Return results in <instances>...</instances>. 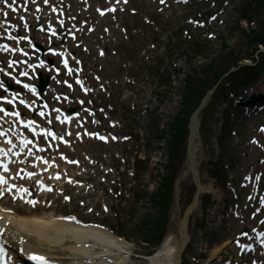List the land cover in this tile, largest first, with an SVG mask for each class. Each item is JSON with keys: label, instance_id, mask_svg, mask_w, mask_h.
I'll return each mask as SVG.
<instances>
[{"label": "rangeland", "instance_id": "1", "mask_svg": "<svg viewBox=\"0 0 264 264\" xmlns=\"http://www.w3.org/2000/svg\"><path fill=\"white\" fill-rule=\"evenodd\" d=\"M160 1L128 0L127 5L123 7L125 12L122 16L106 17L99 24L95 30L96 42L93 41L91 47L94 48L93 54L85 55L88 57L89 65L98 61L94 71L101 77L105 87L109 88L97 101L104 107L98 110H105L104 114L106 116L110 114L111 117L102 120V125L97 130L108 132L109 121L120 119L119 121H124L125 124L124 128L123 124L118 128L120 134L124 138L132 136L131 141L112 148L115 156L122 154L119 162H115L117 165L112 169L101 167L105 173L115 171L107 182V191L101 190L103 176L99 173V189L87 199V208L91 209L83 212L86 208L80 209L76 206L74 210L72 207L74 200L73 203H65L63 199L65 195L60 193L58 202L65 203L62 209H59L56 203L49 209L38 211L53 214L56 218L78 212L82 214L84 221L98 223L103 220V224L109 223L117 234L134 246L137 256L143 257L155 251L150 244L145 243L146 239L150 240L148 234L152 229L147 221L158 217L159 211L154 197L159 191L161 178L166 174L163 167L168 163L166 144L159 143L157 132L169 131V123L181 111L185 83L189 76H195L194 70L204 72L206 66L214 60L217 61L215 70L221 69L227 65L223 60L227 61L231 55L237 56L246 51L241 48L238 40L240 36L233 29L237 19L234 9L240 0H191L188 5L178 6L172 2L161 5ZM75 18L81 20L79 15ZM104 32L106 34H103ZM223 43L229 44L230 49L224 50ZM197 44L201 46L200 49H197ZM99 48L106 52V57L102 60L96 57ZM211 73L208 70L207 74ZM164 77L167 78L168 84H162L165 82ZM129 97L131 98L128 100ZM232 97L231 93L225 94L217 105H212L213 99L209 98L200 112V148L197 153V165L202 183L207 180L211 189L201 195V217H191L189 221L188 229L197 237L187 244L182 264H200L210 259L205 256L202 247V242L206 240V230L202 229L205 225L202 215L206 214L208 207L207 201L203 198L209 194L215 200L219 192L230 198L226 183H230L231 180L235 183L239 181L241 185L245 177L251 176L255 179L258 174L264 180V166L258 163L259 159L264 160L262 149L264 133L260 129V126L264 125V116L259 117L254 124L251 122L247 130L239 129L230 110H225L232 102ZM76 101H79V97ZM82 102L86 107H90L87 99L82 98ZM209 108L213 110L211 115L208 112ZM226 111L229 114L228 118ZM90 130L95 131L96 128L92 127ZM233 132L237 134L233 135ZM260 133L262 135L257 136ZM76 138L74 140H77ZM258 142L259 146L256 145ZM73 147L78 157H72L80 161L78 169L91 171L96 175L92 167L84 165L88 164L89 159L99 158L98 155L102 157L106 148L91 142H86L83 146L82 143L73 144ZM139 155L147 158L149 164L145 165V170L133 175V157ZM103 156L104 159H108L106 154ZM115 160L117 161V158ZM187 163L189 164L185 152L179 176L180 194L173 205L168 234L178 231L180 221L184 218L186 209L193 203L196 194L194 174L188 168L186 170ZM253 166L255 169L251 170ZM100 170H96L97 173ZM213 171L220 172V175L214 177L211 175ZM67 172L69 176L72 173L71 170ZM118 174V179H113ZM69 183L78 185L81 182L71 180ZM65 189V194H70L71 187L67 186ZM220 196L223 197L218 195V198ZM49 199H54V196ZM230 202L242 208L243 216L246 218L257 207L253 202L247 204L242 195L238 202ZM47 203L50 206L51 200ZM236 211L237 209L234 214ZM87 212L91 214L87 215ZM232 226L233 233L228 235L231 240L237 237L245 226L253 228L258 225L257 221L246 222L241 215V220L240 218L239 221L234 220ZM198 233L202 234L200 238ZM222 244L220 240L214 245V249L221 247ZM142 259L138 258L135 261L137 264H148ZM229 259L237 260L238 257L229 251L227 255H222L221 259L210 264H223ZM247 260L250 258L243 261Z\"/></svg>", "mask_w": 264, "mask_h": 264}, {"label": "bare ground", "instance_id": "2", "mask_svg": "<svg viewBox=\"0 0 264 264\" xmlns=\"http://www.w3.org/2000/svg\"><path fill=\"white\" fill-rule=\"evenodd\" d=\"M7 116L10 119L13 118L12 114H7ZM70 117L72 118L73 116L70 115ZM195 121V130L197 129L199 132L201 125L200 115H196ZM22 124L23 123H21V125ZM16 125L18 126V132L15 131ZM3 127L7 129L5 125H3ZM9 131L11 134H20L21 127L18 124L13 123L12 126L9 127ZM9 131L3 135L5 144L1 146L3 150L0 151V160H6V164L9 163L14 165L19 158L22 160L23 156H27V152L32 148L29 146L24 150L26 155L24 153L21 154V146L19 145V142L14 140L13 137H10ZM13 146L14 151H11ZM57 147L60 149L64 148V150L67 149L68 152H72V147L68 148V146L56 143V148ZM199 148L200 142H193L190 147V153L192 157L188 164L189 167H186V170L187 168L189 170L192 165L195 170L194 174L196 175L197 173L199 176V178L197 177L196 179V183L199 186V191L200 193H204L211 189V185L207 184V180H205L203 183L200 180L199 166L197 165V153ZM32 153L33 152L31 151L30 154ZM51 153L52 156L55 157V152L52 151ZM105 154L107 156L110 154V162H106L105 164H109L111 166L114 158L112 148H107L105 150ZM56 159L57 158L49 160L46 158V164L39 168V171L42 172L47 167L50 169V172L48 173H39L44 179L48 178L50 174H52L51 176L54 178L57 174L56 171H58V163ZM95 163L96 162L94 161V165H91L93 170L98 168V165H95ZM6 164L0 162V175L2 176L6 174V171L3 172L1 167L5 166ZM70 169L77 170L78 168L70 167ZM103 176L105 177L104 179L107 180L110 179L112 174L103 173ZM72 178H74V180H76L75 178H80L79 180L86 184L83 186H75L72 190L73 192H70L74 199V203L72 202V207L74 210L76 209V206H78L80 209L86 208L83 209L84 212L85 210H88V201L86 198L95 192L94 189L96 188V183L98 180L96 179V175L94 173L91 171L87 173V170H82L76 173L74 172L72 174ZM64 179L66 178L58 180L57 183L61 185ZM52 181L54 183L56 182L55 180ZM89 185L93 186L90 187ZM105 187L107 188V186ZM3 190V186L0 185V200L1 196L4 195ZM44 196L45 194L42 198H45ZM78 198L80 199L78 200L80 202L77 201ZM27 199L29 198L25 197L23 200L29 204V200ZM55 200L58 204L57 207L62 209L65 204L63 202L59 203L58 198H55ZM6 205L8 204H0V229L2 231H10L12 238L17 240L25 249H28L30 252L45 254L49 258L52 257L62 262H74L76 264H137V262L134 261V257H130V255H133V245L115 234L112 231L110 224H107L105 227L102 226L100 222L102 223L103 220L98 223L96 222L94 225H88L87 227H84L80 224L77 225L75 221L74 223L60 221L59 218H56V216L53 214L43 212L38 213V211L48 209L47 205L37 207L36 209L26 206H18L15 208L14 205H12L10 208H7L5 207ZM191 211L192 217H200L201 202L199 197L197 200L195 199L193 201ZM76 214L80 213L77 212ZM79 217L81 219V217H83L82 214H80ZM180 222L181 225L177 228L179 230L178 234L174 232L169 234L163 243L156 249V251L147 257L149 264L177 263L181 246L184 243L188 244L194 239V235L189 231L186 223L184 221ZM229 245L230 243L228 242L223 248L215 249L214 251L210 252V260L215 261L216 259H219L224 250Z\"/></svg>", "mask_w": 264, "mask_h": 264}, {"label": "trees", "instance_id": "3", "mask_svg": "<svg viewBox=\"0 0 264 264\" xmlns=\"http://www.w3.org/2000/svg\"><path fill=\"white\" fill-rule=\"evenodd\" d=\"M239 16L242 18L251 21L254 23L249 30H241L242 34V41L244 43L245 48L249 51L247 53V57H253L254 53L258 50L260 45L264 46V0H242V4L239 6L238 11ZM225 49L228 47L227 45L224 46ZM261 59L264 61V54L260 55ZM236 63L234 66H237ZM227 71V69L223 70ZM253 74V69L251 68H243L236 72L235 74H231V79L236 81H247L250 76ZM220 75V74H219ZM218 75V76H219ZM217 80V79H216ZM201 85L198 87H191L188 86L185 93L184 102L186 103V118H188L191 113L195 111L197 106L199 105L202 97L204 96L205 92L210 88L207 83L201 82ZM176 128H173L175 134L172 136L171 147L177 152L184 147V140L187 134V120L178 119L177 123L175 124ZM173 154L175 155L174 151ZM169 181H173V177L168 179ZM169 184H171L169 182ZM162 202H164L165 211L167 210V204L169 202V198L167 194L161 195ZM162 218H165L163 216ZM166 222L165 219H161L159 221L160 224H157V229L159 232H162L165 227L164 223Z\"/></svg>", "mask_w": 264, "mask_h": 264}, {"label": "snow or ice", "instance_id": "4", "mask_svg": "<svg viewBox=\"0 0 264 264\" xmlns=\"http://www.w3.org/2000/svg\"><path fill=\"white\" fill-rule=\"evenodd\" d=\"M7 2H8V0H5V3H7ZM45 2H47V0H45ZM125 2H126V0H125ZM9 7H11V5H9ZM4 15L7 16V13H4ZM65 63H67V62L65 61ZM33 91H34V89H33ZM14 115H19V113H14ZM32 123H34V121ZM261 130L264 131V129H261ZM0 134H3V133H0ZM101 139H106V138L105 137H101ZM3 182H4V178L0 177V183H3ZM24 191H27V189H24ZM3 254H4V250H3L2 247H0V255H3ZM30 258L33 259V260H36L38 262H41V264H48V262L45 260L44 257L33 255Z\"/></svg>", "mask_w": 264, "mask_h": 264}]
</instances>
